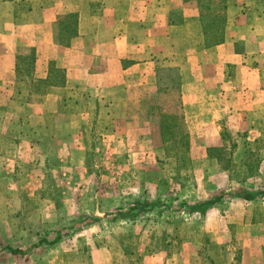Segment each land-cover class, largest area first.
Returning a JSON list of instances; mask_svg holds the SVG:
<instances>
[{
	"label": "crops",
	"instance_id": "crops-1",
	"mask_svg": "<svg viewBox=\"0 0 264 264\" xmlns=\"http://www.w3.org/2000/svg\"><path fill=\"white\" fill-rule=\"evenodd\" d=\"M232 1L223 41L207 46L198 0H0V138L7 140L0 143V199L16 191L14 184L48 177L66 179L72 189L90 182L88 142L96 153L136 152V165L144 164L138 152L163 144L157 102L178 104L174 115L189 135L190 151L222 147L223 119L240 122L232 125L236 133L258 134L264 123V0ZM200 176L188 200H215L202 213L188 212L202 238L184 236L178 253L143 254L138 264H264V193L249 200L213 194L210 178L203 170ZM148 194V202L155 199L152 190ZM3 201L5 215L9 204ZM11 225L2 222L0 247L22 254L0 248V264H50L6 233L28 228ZM86 229L92 227L80 231ZM67 240L52 247L74 253L64 248ZM40 244L30 252L42 251ZM85 245L89 263L112 264L105 247L87 238Z\"/></svg>",
	"mask_w": 264,
	"mask_h": 264
},
{
	"label": "rangeland",
	"instance_id": "rangeland-1",
	"mask_svg": "<svg viewBox=\"0 0 264 264\" xmlns=\"http://www.w3.org/2000/svg\"><path fill=\"white\" fill-rule=\"evenodd\" d=\"M154 105L156 117L177 114L179 107L175 102ZM220 123L222 147L215 148L211 156L209 150L203 153L190 151L176 140L167 144L162 142L158 150L157 147L147 151L143 148L138 153L144 154L148 161L138 166L136 152L112 155L110 150H104L96 153L95 145L88 142L86 145L93 147L91 150L87 148L86 152L88 174L92 180L76 185L75 189L66 179L51 181L50 177L43 183L14 184L16 191L12 189L8 199H0V230L2 222L27 227L24 232L12 233L16 230L13 227L6 233H10L12 239L24 240L22 247L32 258L42 256L50 264H92L88 261V251L91 250L85 245L86 238L90 245L105 247L111 254L112 264H138L141 255L159 251L176 254L184 236L194 239L197 234V238H202L192 230L194 223H200L192 220L188 213L195 204L188 200V196L192 195L195 180L201 177L202 170L204 176L210 178L213 194L227 192L244 198L248 194L258 196L264 193V123H260L263 125L258 134L236 133L237 128L232 129V125L238 126L240 122L235 120L231 125L226 119ZM18 137L13 136L11 144L9 142L11 155ZM4 139L0 138V143L7 142ZM43 174L49 176V173ZM146 181L153 184L148 185ZM17 186L22 188V193ZM150 190L156 197L148 202ZM26 191L35 194L32 199H26L23 195ZM2 201L9 204L8 214L2 213ZM78 218L83 224L73 223ZM88 226L92 227L90 231H80L81 227ZM57 230L61 238L69 239L64 248L75 249L74 253L40 244L41 238L54 240ZM38 241L42 251L30 252ZM234 247L239 248L237 244ZM0 248L3 250L4 245L1 244Z\"/></svg>",
	"mask_w": 264,
	"mask_h": 264
},
{
	"label": "trees",
	"instance_id": "trees-1",
	"mask_svg": "<svg viewBox=\"0 0 264 264\" xmlns=\"http://www.w3.org/2000/svg\"><path fill=\"white\" fill-rule=\"evenodd\" d=\"M233 4L234 3L232 0H198L199 21L203 26L204 35H206L205 44L207 46L217 45L223 41V32L224 27L226 25V11L229 6ZM60 75L61 74L58 73L56 76L58 81L61 79V77H58ZM161 116L162 117H160V134L162 142L164 144H167L170 141L177 140L179 143H181L188 149L189 135L188 133L184 132L182 122L180 121L179 117L176 115L167 114H162ZM213 151L215 150L212 149L208 151L210 156ZM244 198L247 200L252 199L250 194L246 195ZM214 203L215 200H210L202 203H195L190 208H192L191 211L197 210L202 213L204 208H208ZM143 205L148 206L147 203H143ZM140 209H143V206H141ZM73 223L75 225L83 224L81 219H75ZM60 238L61 237L57 232V237L53 242L48 243L47 240L45 241V239L41 240V242L45 241L49 245H54L60 240ZM4 250L14 255L22 254L21 251L8 247H6Z\"/></svg>",
	"mask_w": 264,
	"mask_h": 264
}]
</instances>
